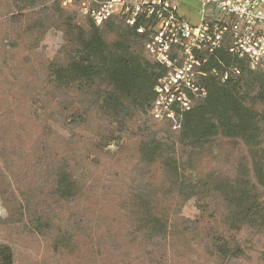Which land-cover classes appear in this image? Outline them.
<instances>
[{"label":"trees","instance_id":"1","mask_svg":"<svg viewBox=\"0 0 264 264\" xmlns=\"http://www.w3.org/2000/svg\"><path fill=\"white\" fill-rule=\"evenodd\" d=\"M50 30L63 41L47 58L37 49ZM145 42L119 18L97 26L58 0H0V199L6 210L0 225H21L43 238L52 258L66 253L86 256L87 264L91 258L166 264L169 218L184 193L197 201L199 215L188 230L195 244L224 264L251 255L264 264L263 70L230 55L225 38L199 78L205 96L172 129V121L149 113L166 69ZM7 44L26 55L9 64ZM230 65L240 73L221 81ZM22 103L42 122L32 140L17 120ZM121 139L135 143L134 165L98 180L96 160L111 158L105 148L119 147ZM228 143L238 150L223 155L232 167L205 170ZM181 153L193 175L181 172ZM108 198L116 203L113 214L103 210ZM1 237L0 264H16L13 245Z\"/></svg>","mask_w":264,"mask_h":264},{"label":"built area","instance_id":"2","mask_svg":"<svg viewBox=\"0 0 264 264\" xmlns=\"http://www.w3.org/2000/svg\"><path fill=\"white\" fill-rule=\"evenodd\" d=\"M58 1L97 26L119 18L144 34L148 54L166 69L155 85L156 98L149 113L156 120L172 121L173 128L179 127L180 113L188 110L194 99L205 96L199 78L206 75L203 68L208 58L225 38L230 55L264 72V0H195L199 7L196 22L180 13L178 0ZM209 72L219 74L216 68ZM239 73L237 66L230 65L220 75L221 81Z\"/></svg>","mask_w":264,"mask_h":264},{"label":"rangeland","instance_id":"3","mask_svg":"<svg viewBox=\"0 0 264 264\" xmlns=\"http://www.w3.org/2000/svg\"><path fill=\"white\" fill-rule=\"evenodd\" d=\"M180 13L185 15L190 22H196L198 19V4L195 0H178ZM220 14H217V16ZM83 20L79 17V20ZM111 40L110 34L106 37ZM61 34L55 30H50L41 41L38 52L45 55L47 58H52L58 51L62 43ZM145 48V46H144ZM9 53V64L17 63L23 56L26 55V51L22 48H13L7 44ZM146 49V48H145ZM147 51V50H146ZM148 53V52H147ZM149 55V54H148ZM150 56V55H149ZM151 57V56H150ZM152 58V57H151ZM153 59V58H152ZM154 60V59H153ZM193 102V101H192ZM17 120L21 123L22 128L25 129V135L29 140H32L41 132L42 122L35 120L28 115V105L22 103L17 106ZM40 116H37L39 118ZM173 125V124H172ZM178 128V127H177ZM173 128L172 129H177ZM63 137L67 138L68 135L61 129L56 128ZM88 135V134H87ZM88 139L93 140V135L89 134ZM94 140H96L94 138ZM119 147H116L114 143H111L105 148L107 153L111 156L98 158V167L100 171L96 173V177L99 179L105 178V172L114 173L115 175L121 174V172L129 170L134 165V161L137 158L135 155V143L124 142L123 139L119 141ZM226 147L220 151L216 160H210L204 167L205 170L215 167L221 171L228 170L232 167V164L227 161L224 154L233 151L237 156L238 150L232 149V146L228 143ZM178 162L183 175L189 176L191 174L184 165V154L181 153L178 156ZM196 198L192 195L181 193L178 197V201L175 204L174 211L169 218V230L168 231V249H167V261L166 264H224L218 256L207 253L203 246L195 244L190 237L189 231L195 224L199 212L195 206ZM115 201L108 198L102 203L103 210L107 213L113 214L115 208ZM0 217H6V210L3 207L0 199ZM1 238L11 243L15 249L16 264H87L86 256L73 254H61L52 258V253L48 249L46 241L37 236H33L27 232H24L23 226L18 225H0ZM247 257L245 261H240L235 264H255L253 262L254 255ZM92 264H102L104 262L102 258H91ZM105 263V262H104ZM131 264H149L145 259H140Z\"/></svg>","mask_w":264,"mask_h":264}]
</instances>
